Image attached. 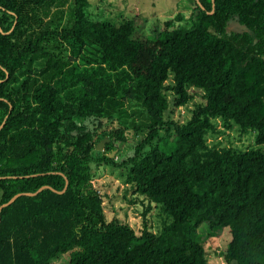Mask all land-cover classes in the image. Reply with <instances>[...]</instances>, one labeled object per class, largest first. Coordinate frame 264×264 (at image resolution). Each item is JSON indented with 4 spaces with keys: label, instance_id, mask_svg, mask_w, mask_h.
Returning <instances> with one entry per match:
<instances>
[{
    "label": "trees",
    "instance_id": "trees-1",
    "mask_svg": "<svg viewBox=\"0 0 264 264\" xmlns=\"http://www.w3.org/2000/svg\"><path fill=\"white\" fill-rule=\"evenodd\" d=\"M187 1L150 37L90 0H0V264H209L218 230L227 264H264V0ZM234 129L254 145H210ZM106 170L138 228L108 218Z\"/></svg>",
    "mask_w": 264,
    "mask_h": 264
},
{
    "label": "rangeland",
    "instance_id": "rangeland-1",
    "mask_svg": "<svg viewBox=\"0 0 264 264\" xmlns=\"http://www.w3.org/2000/svg\"><path fill=\"white\" fill-rule=\"evenodd\" d=\"M90 17L95 20L109 21L117 26L121 25L126 20H135L140 27H143L142 32L149 35H156L159 31H163L166 28V23L176 20L179 15L186 14V17L191 16L193 6L188 3L187 0H90ZM189 7V8H188ZM67 11V9H66ZM238 23H232L230 26V32L243 31ZM70 51L66 52L68 58ZM202 92H198L195 103H200L202 98ZM194 104L190 105L188 109L180 108L175 113V120L181 122L186 121L188 110H192ZM142 109L137 103L129 104V110ZM137 123H140L142 119L138 116L134 118ZM134 119H130L131 123ZM118 122L114 123L112 128H117ZM131 127V125H130ZM219 129H223L219 122ZM134 133L131 128L129 134ZM254 138V137H253ZM249 135L241 136L237 129L233 131H227L224 135H219L214 138H210L209 143L220 142L223 146H235V147H250L254 145V139ZM99 147V146H97ZM106 147V146H105ZM104 147V149H105ZM124 156L128 157L133 154L132 144L125 149ZM105 151V150H103ZM103 151L97 152L103 153ZM118 152H115V156ZM120 172L106 170L105 174L98 179L95 183L96 187H100L101 190L108 196L105 199L107 216L110 219L115 217L128 218L129 223L135 228H138L142 222V212L144 207L141 203L131 204L128 199L130 196L125 197V192L120 185ZM154 226L159 229L162 224V216L159 212H153ZM209 228L207 224H203L199 229V232L203 235H207ZM231 234L228 230H218L210 238H208L205 247L209 255V264H227L223 257V252L227 249L229 242H231ZM71 261V254H65L60 256L54 264H68Z\"/></svg>",
    "mask_w": 264,
    "mask_h": 264
},
{
    "label": "water",
    "instance_id": "water-1",
    "mask_svg": "<svg viewBox=\"0 0 264 264\" xmlns=\"http://www.w3.org/2000/svg\"><path fill=\"white\" fill-rule=\"evenodd\" d=\"M1 31H2V29H1ZM107 142H109V140H105V141H103V142H101L100 143V145H99V147L97 148L99 151H103L104 150V147L106 146V143ZM115 156V153L112 155V157H114ZM46 188H49V187H46ZM46 188H44V189H46ZM44 189H42V190H44ZM41 190V191H42ZM38 193H36V194H30V196H35V195H37ZM20 195H18V196H16L9 204H7V205H4L2 208H1V210L3 209V208H5V207H7V206H9V205H11L18 197H19ZM0 223H1V217H0Z\"/></svg>",
    "mask_w": 264,
    "mask_h": 264
}]
</instances>
